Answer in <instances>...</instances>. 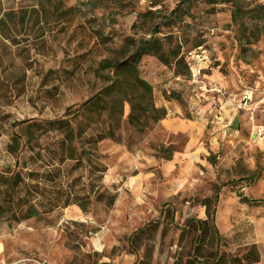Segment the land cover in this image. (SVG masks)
Returning a JSON list of instances; mask_svg holds the SVG:
<instances>
[{"label": "rangeland", "instance_id": "374dc122", "mask_svg": "<svg viewBox=\"0 0 264 264\" xmlns=\"http://www.w3.org/2000/svg\"><path fill=\"white\" fill-rule=\"evenodd\" d=\"M33 7L37 0H0V14ZM48 12L43 19L28 12L23 23L7 24L0 35V174L33 171L30 182L41 180L40 188L88 189L90 172L105 168L110 148L131 149L148 137L158 121L143 117L139 125L129 124L128 104L122 116L111 119L106 113L87 118L83 112L75 119L64 114L108 85L111 69L101 70L102 61L114 63L150 37L182 58L166 66L152 55L141 56L138 68L152 86L154 103L175 99L181 109L175 115L198 116V109L206 119L239 104L238 132H226L219 148L205 155L214 179L205 177L192 193L157 200L154 209L127 197L118 200L122 184L101 180L94 181L85 210L71 204L18 222L0 220V264H172L176 258L190 264L198 241L183 225L199 218L200 201L216 191L222 199H236L228 219L232 226L227 234L218 230L220 241L212 233L199 243L205 254L218 244L229 256H243L254 244L243 243L264 237V0H62L56 14ZM185 66L189 73L175 74ZM244 94L250 97L245 106ZM224 116L215 132L228 128ZM66 118L77 135L72 156L80 157V146L85 152L79 161L65 160L61 175L46 183L40 176L59 163V142L66 135L51 122ZM14 134L21 136L17 161ZM100 134L107 138L94 141ZM144 225L155 232L138 238L135 231Z\"/></svg>", "mask_w": 264, "mask_h": 264}, {"label": "trees", "instance_id": "16d2710c", "mask_svg": "<svg viewBox=\"0 0 264 264\" xmlns=\"http://www.w3.org/2000/svg\"><path fill=\"white\" fill-rule=\"evenodd\" d=\"M62 6V0H37V7L30 8L29 10H20L19 14L14 9L3 11L0 14V35L4 32V28L7 24H16L17 21L23 23V19H26V14L30 12L36 15V18L43 19L46 13L56 14L59 8ZM69 9V8H68ZM28 11V12H27ZM69 10H64L62 13H67ZM34 13V14H33ZM72 15V12H70ZM63 14V15H64ZM60 15V14H58ZM62 15V14H61ZM165 43L157 37H150L149 39L138 40L137 45L127 55L114 63L102 61L100 63V69H111L110 75L106 76L108 85L102 88L99 92L93 94L82 103L68 107L66 114L72 118H77L81 113H85L87 118L100 117L103 113H106L108 119L114 118L115 115L122 116L124 112V104H128L129 111L127 114V121L132 125H139L141 118L148 119L149 117L153 122H157L164 118L167 114V110L164 106L157 107L153 100L152 86L140 75L138 64L141 60V56L152 55L158 59L162 64L166 66H172L179 64L182 58H178L179 51L174 49H167ZM189 73L188 67L185 66V71L175 69L176 75H184ZM168 96L176 97L172 92ZM26 120L17 122L21 125ZM59 129L66 130L64 139L60 140V154L59 163L53 166L51 171L45 176L41 175L42 181L55 182L57 177L63 172V163L68 158H77L81 160V154L85 150L83 146L81 153H78L80 157H73L72 153L74 147L72 145L73 136L75 133L73 125L69 119H60L56 122ZM15 124V125H17ZM76 134V133H75ZM114 136L113 133L110 134ZM21 137L18 134L12 136L11 148L16 155L17 161V147L18 138ZM107 138L106 135L100 134L98 138H94V141H99ZM17 150V151H16ZM64 155H63V154ZM66 158V159H65ZM85 165V164H84ZM86 166V165H85ZM103 168H95L92 173L93 181L88 177V182L91 183L88 189H75L76 187L70 184L66 189L59 188L58 190H49L48 188H40L38 181L35 178V183L31 184V177L34 176L33 171H28L25 174H21L18 170H12L8 174H0V220L7 219L13 221H21L30 217H37L43 212H49L56 207H66L71 204H77L82 210H85L89 203V198L94 193L95 183L99 184L103 176ZM92 181V182H91ZM54 186V185H52ZM99 187V186H98ZM40 196L42 199H37ZM218 192L216 191L212 197H204L200 204L205 206L206 217L204 219L189 218L183 225L182 231L195 232V239L198 241L193 246V254L191 256L190 264H254L259 261V253L256 250V246L252 244L243 256H229L225 252L219 250L218 244L214 251H210L207 254L204 253L203 248L200 245V241L205 240L212 233L216 235L217 242L220 241L218 229L215 224V214L217 205ZM243 200H247L244 196ZM23 205L25 207L23 208ZM155 232L154 228H149V225L139 227L135 231L137 237L141 235H150ZM172 264H182L180 258H176Z\"/></svg>", "mask_w": 264, "mask_h": 264}, {"label": "crops", "instance_id": "0c3cea01", "mask_svg": "<svg viewBox=\"0 0 264 264\" xmlns=\"http://www.w3.org/2000/svg\"><path fill=\"white\" fill-rule=\"evenodd\" d=\"M156 102V106H164L173 114L181 112L175 99L161 97ZM227 105L229 106L228 102ZM239 107V104H232L228 109L222 107L220 114L222 117H228L225 123L228 128L223 132H215L220 127L217 124L221 115L214 114L206 119L198 109V116L187 118L166 114L155 124L150 135L137 142L131 149L124 147L117 150V146L109 149V161L104 162L102 182L122 184L123 189L120 188L118 200L124 202L127 197L132 204L137 203L139 206L140 203L147 209H154L157 200L162 201L177 191L194 192L200 188L205 177L214 179V167L205 155L219 148L226 132L237 135L238 130L234 125L238 121ZM179 138L183 139L181 143ZM167 147H170L169 155L164 156ZM121 190H124V193ZM218 196L220 201L216 208L215 224L220 232L227 234L232 226L228 221L230 214L232 215L231 202L236 203V199L231 196L222 199L221 193ZM197 213L198 219H204L205 206L200 204ZM248 243H254L260 251L259 261L254 264H264V237L243 244Z\"/></svg>", "mask_w": 264, "mask_h": 264}, {"label": "built area", "instance_id": "2783aa9c", "mask_svg": "<svg viewBox=\"0 0 264 264\" xmlns=\"http://www.w3.org/2000/svg\"><path fill=\"white\" fill-rule=\"evenodd\" d=\"M249 95L248 94H244L243 96H242V98H241V104L243 105V106H245L246 104H247V102L249 101Z\"/></svg>", "mask_w": 264, "mask_h": 264}]
</instances>
